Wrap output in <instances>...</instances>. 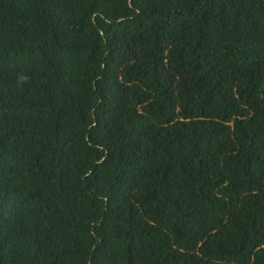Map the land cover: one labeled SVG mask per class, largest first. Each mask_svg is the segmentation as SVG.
Masks as SVG:
<instances>
[{"label": "trees", "instance_id": "1", "mask_svg": "<svg viewBox=\"0 0 264 264\" xmlns=\"http://www.w3.org/2000/svg\"><path fill=\"white\" fill-rule=\"evenodd\" d=\"M0 264H264V0H0Z\"/></svg>", "mask_w": 264, "mask_h": 264}]
</instances>
